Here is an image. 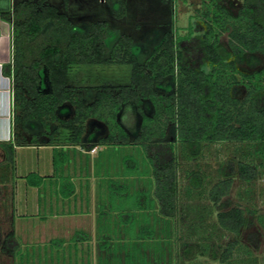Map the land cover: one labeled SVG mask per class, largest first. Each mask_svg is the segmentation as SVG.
I'll return each mask as SVG.
<instances>
[{
	"label": "trees",
	"instance_id": "trees-1",
	"mask_svg": "<svg viewBox=\"0 0 264 264\" xmlns=\"http://www.w3.org/2000/svg\"><path fill=\"white\" fill-rule=\"evenodd\" d=\"M196 11L203 26L199 42L193 36L191 25L183 35L166 31L160 43L141 63L133 51L132 37L127 34H120L111 50L107 47L108 24L105 20L93 22L85 33L71 32L59 37L44 31V26L50 22L54 26L69 27L72 23L48 0H22L12 11H0V17L12 27V60L3 65V73L11 75L13 80V123L16 127L24 128L25 120L35 119L49 131L50 123L55 122L49 138L64 129L68 144L89 149L94 144L82 142L81 137L86 120L96 118L109 129L98 144L140 145L147 153L151 164L149 174L154 180V198L146 201L149 191H140L139 201L128 210L157 208V213L153 211L152 215L154 221L163 222L159 230L143 226L139 231L142 239L155 238L152 247L159 258L155 264H164L163 257L177 243L176 144L183 147L187 159L201 156L203 146L215 142L263 144L262 148L255 149L259 152L260 162L264 154V66L253 72H242L237 66L239 60L256 63L255 54L264 59V0H242L236 8L226 0H209L204 11ZM123 14L125 7L122 4L118 15ZM203 62L208 69L201 66ZM109 63L131 65L128 85L99 86L95 99L87 102L80 88L66 82L68 70L74 65ZM169 77L173 80L172 90H159V85ZM241 85L246 88L243 96H240ZM144 101L151 104V116L144 111ZM66 103L73 106L72 115L60 118L58 110ZM137 114L141 122L134 139L130 140L124 128L135 130ZM167 123L174 124V137H166ZM6 149L7 160L11 163L14 148L10 144ZM67 159L65 151L53 148L54 168L62 166ZM217 170L219 178L210 186L207 196L217 208L218 226L234 238L223 249L213 243L207 249L211 259L225 263L230 259L242 229L252 225L255 219L262 221L263 216L236 205L221 208L222 198L229 193L234 177L251 182L257 177V169L247 160L232 157L220 163ZM25 178L31 186H39L43 180L42 176L32 172ZM63 178L67 183L62 186H70L69 195L73 192L72 185L69 177ZM204 178L194 169L186 173L191 189L200 188ZM109 189L110 192L127 191L128 186L110 180ZM149 216V212L141 213L143 220L148 221ZM120 217L134 221L128 212L120 213ZM170 224L172 231L167 228ZM5 242L13 253L19 250L13 231L5 235ZM57 242L60 240L52 239V243ZM199 251V244L183 242L176 254L180 259L190 261Z\"/></svg>",
	"mask_w": 264,
	"mask_h": 264
},
{
	"label": "rangeland",
	"instance_id": "rangeland-1",
	"mask_svg": "<svg viewBox=\"0 0 264 264\" xmlns=\"http://www.w3.org/2000/svg\"><path fill=\"white\" fill-rule=\"evenodd\" d=\"M226 1L233 8H236L242 2V0ZM208 2L209 0H122V2L117 0H48L49 4L56 7L58 5L61 10L65 7L66 12L69 14L67 17L72 23L69 27L57 26L55 29L48 28V30L50 29L49 34L63 37V35L65 36L71 32L85 33L87 26L90 27L93 22L105 20L108 24V36L105 39L107 47L111 50L117 37L120 34H127L132 37L133 51L137 61L141 63L160 43L163 33L166 31L183 35L187 32L188 26L191 25L194 29L193 36L199 42L203 26L199 20L200 15L196 10L204 11L205 4ZM122 4L126 13L119 16ZM222 39L225 40V36ZM255 55L257 57L256 63L239 60L238 69L242 72H253L261 69L264 66V59L259 54ZM201 66L208 69L205 62L201 63ZM130 77L131 65L127 63L84 64L72 66L68 70L66 82L69 86L80 88L79 90L85 100L92 98L94 100L97 87L105 85L112 87L125 86L130 83ZM239 88L240 96H243L246 88L243 85ZM159 89H162V87ZM162 91L165 92L166 90ZM70 107L73 108L72 105ZM151 111L149 114L152 115ZM139 118L141 121V117ZM165 129L167 138L174 137L173 123H167ZM262 146L263 144L244 145L235 142H215L205 144L201 156L187 159L183 147L176 144L179 199V212L175 224L177 243L170 248L171 253L169 252L168 255L166 253V256L163 257L164 264H264V154H262L263 159L260 162L257 158L259 152L255 151V149L262 148ZM105 147L100 152V159H103L106 163L111 162V173H109L111 181L114 180L115 183L119 184L121 181L115 179L119 176V173L120 176L142 175L144 177L143 181H135L130 186L126 183L129 187L127 191L118 189L110 192V203L116 200V205L127 206V212L134 219L133 223H129L130 225H146L147 219L143 220L142 217L137 216L135 209L128 210V208H134L135 202L139 201L142 188L147 192V190L152 189V184H154L153 177L149 174V172L151 173V164H149L147 153L140 145L118 144L108 147L105 145ZM37 153H39L41 163L43 151L33 148L24 147V149L17 151L16 156L19 163H24L29 167L34 163L36 164ZM232 157L247 160L257 169V177L251 182H244L238 177H234L229 193L222 198L221 208L225 209L236 205L256 211V215L263 216V219L262 221L255 219L252 225L242 229L240 239L234 247L230 259L222 263L218 259H211L208 256L207 246L213 243L219 249H223L226 243L234 238V235L218 226L216 222L217 208L208 199L207 192L210 186L219 178L217 170L219 164ZM14 167L13 161L11 163L10 161L6 162L5 166H0V176L5 175L8 180L11 178L13 181V178H15L12 176V174H15ZM192 169L202 173L205 177L203 185L198 189L188 187L186 173ZM36 172L35 169V172L32 173ZM8 188L10 189V187ZM8 192L4 199H0V222L3 220L10 221L12 215V208L9 209V207L13 203L10 191ZM153 198L154 195H150L145 200L149 201ZM113 204L111 203L112 206ZM33 209L32 202V205L29 204L28 210L32 211ZM109 212L112 215L111 211ZM109 214L108 216H110ZM29 219L26 221L30 223L32 217H29ZM162 224L163 222L154 221L149 226L156 227V230H159ZM110 226L113 227L112 220ZM171 227V224L168 225V231H172ZM7 228V223H0V264H78L80 260L82 264H86L85 259L89 258L88 256L85 257L84 253L90 251V249L85 248L84 244L76 248L75 254H73L71 248L65 245L62 248V256L60 254L56 255L54 248L48 244V241L43 242L41 238L34 237L30 235L29 231L24 230L19 232L22 248L15 255L5 242ZM70 234L66 236L67 240L70 238ZM125 234L133 236L135 231L128 226ZM16 240L18 243L20 242L18 238ZM102 240L104 241L105 238L96 237L94 243L97 244ZM183 242L199 244L201 252L199 251L193 260L184 261L180 259L176 253ZM91 245H93V242ZM163 259H161V262ZM158 261L159 258L157 257L156 262Z\"/></svg>",
	"mask_w": 264,
	"mask_h": 264
},
{
	"label": "crops",
	"instance_id": "crops-1",
	"mask_svg": "<svg viewBox=\"0 0 264 264\" xmlns=\"http://www.w3.org/2000/svg\"><path fill=\"white\" fill-rule=\"evenodd\" d=\"M21 1L0 0V11H12ZM57 8L61 10L58 5ZM62 11L67 16L69 15L65 7L62 8ZM48 28L55 29L57 26L49 22L45 25V31L49 32L50 29L48 30ZM87 28L89 29L88 26ZM87 28L85 31H88ZM50 35L55 36V34ZM11 60V23L0 17V166H5L8 162L6 147L10 144L14 148L13 162L15 164V174H12L15 177L13 181L11 178L8 180L5 175L0 176V199H4L10 191L13 203L11 204L12 207H9V209L12 208L11 222L4 220L0 222L1 224L7 223L6 232L13 231L15 238L17 237L20 240L19 232L29 231L30 235L41 238L43 242L48 241V244L54 248L55 254L61 256L63 253L62 248L65 245L71 248L73 254H75L76 248L84 244L85 248L90 249V251L84 253L85 257H89L85 259L86 264H155L157 252L152 247L155 238L142 239L139 231L143 226L150 227L149 225L153 224L152 212L154 211L153 213L156 214L157 211L155 212V210L157 208L149 211L136 210L138 217H141L143 212H149V220L143 226L138 223V225H130L129 223L134 221L128 222L120 217V213L123 215L127 213V206L119 209L118 204H115L116 200H114L113 206L110 203L109 184L111 178L109 173H111L112 164L111 162L106 163L103 159L101 160L100 152L106 148L105 145L107 147L118 145L119 142L98 144L99 140L108 134L109 129L102 120L96 118L86 120L85 130L81 137L82 142L94 144L89 149L81 145L68 144V141L64 139L66 134L64 129H59L58 133L49 138V131L54 129L55 122L50 123L49 131L45 130L42 124L35 119L25 120L23 123L24 128L16 127L13 123V80L11 75L3 73V65L11 63ZM171 79L170 77L167 78L166 82L160 84L158 89L162 87L159 90L171 91L173 88V80ZM86 101L91 102L93 98ZM72 111L73 108L70 107L69 103H66L58 110L57 115L66 119L71 117ZM144 111L148 116H151L149 114L151 107L148 101H144ZM139 117L140 115L137 114L135 130L124 128L130 140L137 134V124L141 122ZM24 147L43 151L41 163L39 153H37L36 164L30 165V168L24 163H19L16 153ZM53 148H61L68 158L58 168H54L52 165ZM35 169L36 173L43 177L39 186L29 185L25 178L28 173L35 172ZM118 175L115 179L121 181L119 184H128V186L135 181H143L144 179L141 174V176L132 175L130 177H127V175L120 176V173ZM63 177H69L72 185L73 192L69 195L70 186H62L67 183ZM112 181L115 183L114 180ZM151 188L147 192L149 191L152 196L153 184ZM142 191H144L143 188ZM29 201L31 202L29 203ZM32 202L34 209L29 211L28 207L29 204L32 205ZM109 211L113 216L109 214ZM29 217H32L30 223L26 221L30 220ZM111 220L113 221V227L110 226ZM128 226L134 229L135 234L133 236L125 234ZM150 228H153V226ZM154 229L157 231L156 227ZM69 233H71V236L67 240L66 236ZM99 236L105 238V240L97 244L94 243L95 238ZM52 239L60 240V242L54 244ZM92 242L93 245L90 246ZM21 248L20 240L19 249ZM16 253L13 254L16 255ZM55 257L57 258V256ZM78 264H82L81 260Z\"/></svg>",
	"mask_w": 264,
	"mask_h": 264
}]
</instances>
